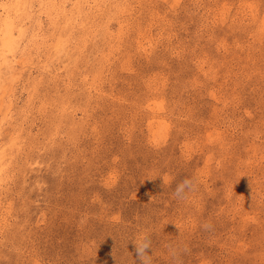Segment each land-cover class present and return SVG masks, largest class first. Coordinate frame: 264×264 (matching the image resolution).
<instances>
[{
    "label": "rangeland",
    "instance_id": "374dc122",
    "mask_svg": "<svg viewBox=\"0 0 264 264\" xmlns=\"http://www.w3.org/2000/svg\"><path fill=\"white\" fill-rule=\"evenodd\" d=\"M144 234L264 264V0H0V264H138Z\"/></svg>",
    "mask_w": 264,
    "mask_h": 264
},
{
    "label": "clouds",
    "instance_id": "9594fccd",
    "mask_svg": "<svg viewBox=\"0 0 264 264\" xmlns=\"http://www.w3.org/2000/svg\"><path fill=\"white\" fill-rule=\"evenodd\" d=\"M197 187L198 184L196 178H185L176 186L173 195L178 200L183 201L187 199L189 193L196 191ZM202 227L207 231L211 230L213 228V225L206 222L202 225ZM132 243L134 245L136 260L138 261V264H152V256L149 255V250L151 248L150 237L147 234H144L135 239ZM170 251L173 258L177 257L178 252L176 249L173 248L170 249Z\"/></svg>",
    "mask_w": 264,
    "mask_h": 264
},
{
    "label": "bare ground",
    "instance_id": "6f19581e",
    "mask_svg": "<svg viewBox=\"0 0 264 264\" xmlns=\"http://www.w3.org/2000/svg\"><path fill=\"white\" fill-rule=\"evenodd\" d=\"M10 27V26H9Z\"/></svg>",
    "mask_w": 264,
    "mask_h": 264
}]
</instances>
